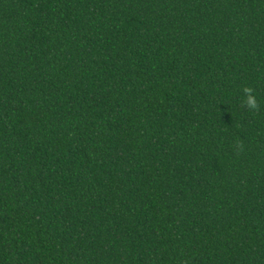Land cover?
Returning a JSON list of instances; mask_svg holds the SVG:
<instances>
[{
	"label": "trees",
	"instance_id": "1",
	"mask_svg": "<svg viewBox=\"0 0 264 264\" xmlns=\"http://www.w3.org/2000/svg\"><path fill=\"white\" fill-rule=\"evenodd\" d=\"M0 264H264V0H0Z\"/></svg>",
	"mask_w": 264,
	"mask_h": 264
},
{
	"label": "clouds",
	"instance_id": "2",
	"mask_svg": "<svg viewBox=\"0 0 264 264\" xmlns=\"http://www.w3.org/2000/svg\"><path fill=\"white\" fill-rule=\"evenodd\" d=\"M245 92L248 93V97H247V104L250 108L255 109L258 105H257V101L255 99V97L251 94L252 93V89L251 88H247L245 89Z\"/></svg>",
	"mask_w": 264,
	"mask_h": 264
}]
</instances>
